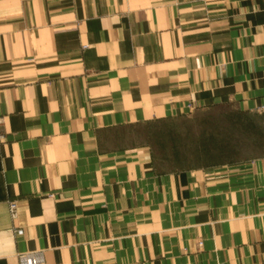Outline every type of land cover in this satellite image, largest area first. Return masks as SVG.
<instances>
[{
	"label": "crops",
	"instance_id": "crops-1",
	"mask_svg": "<svg viewBox=\"0 0 264 264\" xmlns=\"http://www.w3.org/2000/svg\"><path fill=\"white\" fill-rule=\"evenodd\" d=\"M224 103L264 119V0H0V264H264V152L111 146Z\"/></svg>",
	"mask_w": 264,
	"mask_h": 264
},
{
	"label": "rangeland",
	"instance_id": "rangeland-1",
	"mask_svg": "<svg viewBox=\"0 0 264 264\" xmlns=\"http://www.w3.org/2000/svg\"><path fill=\"white\" fill-rule=\"evenodd\" d=\"M143 144L165 168L225 163L264 152V119L224 103L111 131V146Z\"/></svg>",
	"mask_w": 264,
	"mask_h": 264
},
{
	"label": "built area",
	"instance_id": "built-area-1",
	"mask_svg": "<svg viewBox=\"0 0 264 264\" xmlns=\"http://www.w3.org/2000/svg\"><path fill=\"white\" fill-rule=\"evenodd\" d=\"M11 209L17 210L18 203L17 200L13 199L9 202ZM18 233H23V229H16ZM20 264H45V253L43 249H36L30 251H23L18 254Z\"/></svg>",
	"mask_w": 264,
	"mask_h": 264
}]
</instances>
